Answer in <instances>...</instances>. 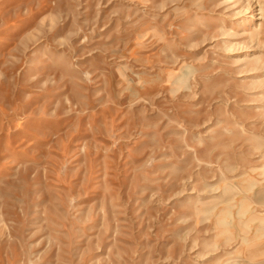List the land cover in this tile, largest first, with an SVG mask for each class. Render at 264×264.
Listing matches in <instances>:
<instances>
[{
  "label": "rangeland",
  "instance_id": "374dc122",
  "mask_svg": "<svg viewBox=\"0 0 264 264\" xmlns=\"http://www.w3.org/2000/svg\"><path fill=\"white\" fill-rule=\"evenodd\" d=\"M0 264H264V0H0Z\"/></svg>",
  "mask_w": 264,
  "mask_h": 264
},
{
  "label": "bare ground",
  "instance_id": "6f19581e",
  "mask_svg": "<svg viewBox=\"0 0 264 264\" xmlns=\"http://www.w3.org/2000/svg\"><path fill=\"white\" fill-rule=\"evenodd\" d=\"M243 34H245V33H243Z\"/></svg>",
  "mask_w": 264,
  "mask_h": 264
}]
</instances>
